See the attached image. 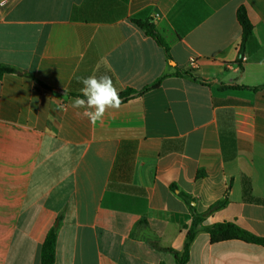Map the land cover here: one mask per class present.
<instances>
[{
    "label": "crops",
    "instance_id": "obj_1",
    "mask_svg": "<svg viewBox=\"0 0 264 264\" xmlns=\"http://www.w3.org/2000/svg\"><path fill=\"white\" fill-rule=\"evenodd\" d=\"M0 65L21 71L0 76V264H40L52 227L54 264H176L191 206L218 201L203 226L264 238V0H7ZM93 74L119 93L166 76L92 125L71 103ZM186 264H264V247L200 231Z\"/></svg>",
    "mask_w": 264,
    "mask_h": 264
},
{
    "label": "trees",
    "instance_id": "obj_2",
    "mask_svg": "<svg viewBox=\"0 0 264 264\" xmlns=\"http://www.w3.org/2000/svg\"><path fill=\"white\" fill-rule=\"evenodd\" d=\"M238 21L242 27V47L241 50L238 54V63L243 59L244 54H243V47L247 40L252 37L253 33V25L252 22L247 14V11L245 8H241L238 11L237 15ZM132 22H134L137 26H139L147 36H150L153 38L156 43L164 48L166 53H169V46L165 39L162 37L160 32L156 29L154 23L152 22L151 19H145V20H140L137 18H132ZM11 73H21V71L15 67L8 66V65H0V76L3 74H11ZM28 77L33 78L40 84L41 86L52 90V88L48 87L47 85L43 84L40 82L38 79H36L32 75L26 74ZM189 75V74H187ZM161 77L154 83L147 85L144 87L142 90L138 91L135 89H126L122 92L119 93L120 99L122 103L128 102L129 100H132L134 98L142 96L144 93L154 90L159 88L161 84V80L165 77ZM194 80L198 81V79L194 78ZM244 89L246 87L244 86H239V85H222L221 89ZM262 87H254L252 90L257 91ZM81 96V95H78ZM121 103V104H122ZM183 198L188 201L190 197H188L185 194H182ZM226 204V201H218L214 204H212L209 209L204 212V213H198L193 206L192 208V213H193V219L192 223L188 229L187 236H186V241L184 248L181 252L176 251L174 249H168L175 258L176 264H186L189 260V255H190V246L192 242L194 241L196 235L200 231H205L209 234L210 240L212 243L216 242H222V241H229V240H239L243 241L246 243H254L258 244L264 247V238L257 237L240 227H238L236 224L233 223H214L209 226H203V221L207 216L212 214L215 211L220 210L223 208ZM57 237H58V228L57 227H52L44 240V243L41 247L40 250V264H54L55 259H56V243H57Z\"/></svg>",
    "mask_w": 264,
    "mask_h": 264
},
{
    "label": "clouds",
    "instance_id": "obj_3",
    "mask_svg": "<svg viewBox=\"0 0 264 264\" xmlns=\"http://www.w3.org/2000/svg\"><path fill=\"white\" fill-rule=\"evenodd\" d=\"M7 0H0V7L6 4ZM82 85L81 96L76 97L71 107L76 111V115L87 118L92 125L102 122L109 109H119L121 99L117 88L114 86L111 77L95 74L87 77H77ZM64 95L67 89L64 88ZM82 110V111H80Z\"/></svg>",
    "mask_w": 264,
    "mask_h": 264
},
{
    "label": "built area",
    "instance_id": "obj_4",
    "mask_svg": "<svg viewBox=\"0 0 264 264\" xmlns=\"http://www.w3.org/2000/svg\"><path fill=\"white\" fill-rule=\"evenodd\" d=\"M243 59H245L244 57H243ZM242 59V60H243ZM190 66L192 67V68H196V66H197V60L195 59V58H191L190 59Z\"/></svg>",
    "mask_w": 264,
    "mask_h": 264
},
{
    "label": "water",
    "instance_id": "obj_5",
    "mask_svg": "<svg viewBox=\"0 0 264 264\" xmlns=\"http://www.w3.org/2000/svg\"><path fill=\"white\" fill-rule=\"evenodd\" d=\"M57 92H62V91H60V90H57Z\"/></svg>",
    "mask_w": 264,
    "mask_h": 264
}]
</instances>
